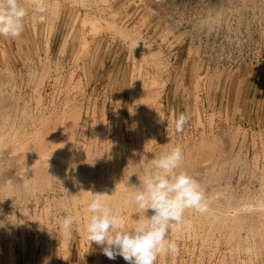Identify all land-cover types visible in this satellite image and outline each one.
Listing matches in <instances>:
<instances>
[{
    "label": "rangeland",
    "instance_id": "obj_1",
    "mask_svg": "<svg viewBox=\"0 0 264 264\" xmlns=\"http://www.w3.org/2000/svg\"><path fill=\"white\" fill-rule=\"evenodd\" d=\"M19 2L21 36H0V264H128L87 239V203L107 194L131 230L124 197L176 146L214 209L186 210L155 264H264V0H43V23Z\"/></svg>",
    "mask_w": 264,
    "mask_h": 264
},
{
    "label": "clouds",
    "instance_id": "obj_2",
    "mask_svg": "<svg viewBox=\"0 0 264 264\" xmlns=\"http://www.w3.org/2000/svg\"><path fill=\"white\" fill-rule=\"evenodd\" d=\"M34 11L40 23L45 21L46 7L43 0H33ZM27 9L19 0H0V36L18 38L24 30ZM189 119L180 114L176 119L177 131H182ZM183 152L180 146L150 160L153 171L146 172L139 187L123 199L124 206L135 205L143 219L127 230L122 209H113L105 200L107 194L95 193L87 203L90 213L86 224L87 239L101 246L109 259L123 257L128 264H155L161 253L178 254L179 247L169 239L172 231H179L185 224L188 209L204 211V193L199 182L182 167ZM151 211V215L147 213ZM75 223L71 214L64 215L60 224L62 235L67 238ZM3 222H0V227ZM190 227V223L188 224ZM47 264V261L45 262Z\"/></svg>",
    "mask_w": 264,
    "mask_h": 264
},
{
    "label": "bare ground",
    "instance_id": "obj_3",
    "mask_svg": "<svg viewBox=\"0 0 264 264\" xmlns=\"http://www.w3.org/2000/svg\"><path fill=\"white\" fill-rule=\"evenodd\" d=\"M244 3V2H243ZM257 4V3H256ZM244 5V4H243ZM242 5V6H243ZM258 5V4H257ZM216 7H218V6H216ZM257 7V6H256ZM253 8V7H252ZM214 9V8H213ZM264 9V8H263ZM215 11V10H214ZM214 11H213V13H214ZM257 11H259V10H257ZM260 12V11H259ZM240 14H242V13H240ZM246 14V13H245ZM264 14V13H263ZM246 16V15H245ZM261 16V15H260ZM213 17H215L214 15H213ZM258 17V16H257ZM237 18V17H236ZM212 19H214V18H212ZM245 19V18H244ZM210 20V19H209ZM218 20V19H217ZM228 21V20H227ZM233 21V20H232ZM240 21V20H239ZM238 21V22H239ZM210 22H212V20L210 21ZM227 23V22H226ZM240 23V22H239ZM257 23V22H256ZM211 25V24H210ZM218 25V24H217ZM244 25V24H243ZM219 26V25H218ZM229 26V25H228ZM249 27V26H248ZM239 29V28H238ZM225 30H227V29H225ZM262 32V31H261ZM239 33V32H238ZM242 34V33H241ZM236 36V35H235ZM234 36V37H235ZM239 36V35H238ZM232 37V36H231ZM236 38V37H235ZM1 117V116H0ZM3 118V117H2ZM2 125V124H1ZM2 135H0V137H1ZM112 167V166H111ZM108 169H109V167H108ZM113 169H114V167H113ZM105 171V170H104ZM111 173V172H110ZM29 174V173H28ZM28 174H27V176H28ZM26 177V176H25ZM31 178V177H30ZM264 179V178H263ZM27 180H29V177H26L25 179H23V181H27ZM210 191V190H209ZM208 191V192H209ZM214 192V191H213ZM249 193V192H248ZM232 194H233V192H232ZM250 194V193H249ZM211 195V194H210ZM209 195V196H210ZM213 195V194H212ZM216 195V194H215ZM243 196H244V194H243ZM242 196V197H243ZM255 196V195H254ZM236 197V196H235ZM256 197V196H255ZM254 197V198H255ZM226 199H227V197H226ZM231 199V198H230ZM233 199V198H232ZM222 200V199H221ZM256 200V199H255ZM217 201V200H216ZM224 201V200H223ZM207 202V203H206ZM205 203H206V206H204V207H208V209L210 208L211 210H213L214 209V206L212 205V202H214V197L213 198H211V196H210V199L208 200L207 199V201H206ZM221 203V202H220ZM216 206V205H215ZM251 206V205H250ZM229 209H234V212H235V215L233 214V217H234V219H235V221L236 222H242L241 221V218H239V214H240V212H241V210H242V207L241 208H239V204H237V205H231V204H229V207H228ZM218 209V208H217ZM223 209V208H222ZM225 209V208H224ZM244 209V208H243ZM246 209H247V207H246ZM192 210V209H191ZM205 210H206V208H205ZM248 210V209H247ZM189 211V210H188ZM196 211V210H195ZM208 211V210H207ZM210 211V210H209ZM232 211V210H231ZM190 212V211H189ZM194 212V211H193ZM213 213V212H212ZM228 213H230V211L228 212V210H221V209H219V211L218 210H216V208H215V213H214V217H216V218H220V219H222V222L223 221H225L228 217H230L231 215H229ZM231 214H232V212H231ZM188 215H190L191 216V214H188ZM242 215V214H241ZM246 215V214H245ZM210 216V215H209ZM247 216V215H246ZM245 216V217H246ZM254 215H252V216H250V217H253ZM193 217V216H192ZM207 217V216H206ZM243 217H244V215H243ZM257 217V216H256ZM247 218H248V216H247ZM253 219V218H252ZM248 220V219H247ZM250 220H248V222H249ZM256 221V220H255ZM245 222V221H244ZM251 222V221H250ZM247 223V222H246ZM248 224V223H247ZM211 225V224H210ZM241 225V224H240ZM244 225V224H243ZM246 225V224H245ZM250 225H251V223H250ZM253 225H251V227H252ZM217 227V226H216ZM220 227V226H219ZM235 227V226H234ZM241 227H243V226H241ZM255 227V226H254ZM210 228V227H209ZM212 228V227H211ZM220 229V228H219ZM250 231V230H249ZM255 231V230H254ZM233 232H234V230H233ZM246 232H248V231H246ZM241 233H239V235H240ZM247 235V234H246ZM245 235V236H246ZM233 236V235H232ZM244 236V237H245ZM240 237H242L241 235H240ZM243 237V238H244ZM238 241V240H237ZM210 248H211V246H209ZM214 248V247H213ZM212 248V249H213ZM234 248V247H233ZM207 249V248H206ZM212 249H210V250H212ZM231 249H232V247H231ZM231 249H228V251L229 250H231ZM235 250V249H234ZM237 251H238V249H237ZM213 252V251H212ZM231 252V251H230ZM231 254H233L232 252H231ZM217 255V254H216ZM211 259V258H210Z\"/></svg>",
    "mask_w": 264,
    "mask_h": 264
}]
</instances>
